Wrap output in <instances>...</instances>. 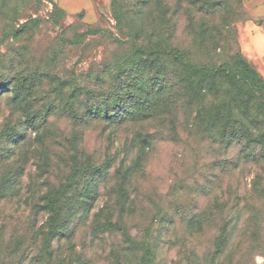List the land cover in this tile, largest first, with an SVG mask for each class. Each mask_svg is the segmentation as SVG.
<instances>
[{
    "label": "rangeland",
    "instance_id": "1",
    "mask_svg": "<svg viewBox=\"0 0 264 264\" xmlns=\"http://www.w3.org/2000/svg\"><path fill=\"white\" fill-rule=\"evenodd\" d=\"M133 2L124 0L128 8ZM240 2L243 17L233 25L238 49L264 80V0ZM112 6L113 0H27L19 4L21 11L17 22L9 25L7 40L0 37V79L18 74L17 78L42 79L45 84L49 76L56 84L43 85L37 96L53 99L57 95L60 107L71 103L76 87L101 90L114 98L120 81L117 75H126L121 65L133 44L127 37L133 34L117 26ZM33 20L38 24L33 25ZM82 34L83 44L75 38ZM152 82L150 78L142 82L143 99L138 89L134 93L136 107L143 109L138 101L148 100ZM103 83L107 89H101ZM173 85L164 97L156 95V101L169 104L182 96ZM147 114L137 112L138 119ZM25 118L8 97L0 98V134L5 128L23 131L0 165V183L10 180L13 185L1 206L7 214L1 219L7 225L4 238L23 236L25 227L19 223L30 220L42 192L57 189L71 175L72 156L76 155L79 163L86 159L92 166L111 160L93 207L108 209L110 216L114 212V221L122 216L120 226L126 233H113L107 240L93 235L84 223L76 228L72 242L63 244L62 257L75 263L74 254H83L90 264H105L115 248L111 244L119 242L125 250L120 258L123 264H178L177 256L189 252L194 253L193 264H264V205H253L247 183L259 171L255 166L243 164L231 170L227 179H233L232 184L239 181L240 186L228 193L221 187V151L204 137H189L182 124L173 135L166 120L109 127L105 122L80 125L65 115H55L44 142L37 144L28 139L34 134L24 129ZM148 137L151 146L142 154V138ZM32 144L37 145L35 150L30 149ZM236 153L226 158L235 160ZM237 202L240 213L233 208ZM193 218L198 219V229L192 225ZM36 220L43 222L44 214L39 212ZM224 225L229 227L228 245L222 255L213 257L214 239Z\"/></svg>",
    "mask_w": 264,
    "mask_h": 264
},
{
    "label": "trees",
    "instance_id": "2",
    "mask_svg": "<svg viewBox=\"0 0 264 264\" xmlns=\"http://www.w3.org/2000/svg\"><path fill=\"white\" fill-rule=\"evenodd\" d=\"M25 1L0 0L1 40H7L9 25L17 22L19 4ZM128 6L124 0H113L117 26H125L133 34L132 38L127 37L133 44L121 65L126 75L125 78L117 75L116 80L120 81L114 98L101 90L76 87L71 91V103L60 107L57 95L56 100L37 96L43 85L56 84L49 76L45 84L42 79L36 82L34 78H17L18 74L0 79V98L8 97V101L26 115L24 129L34 134L28 139L43 143L50 119L55 115H65L80 125L105 122L109 127L165 123L166 120L173 135L182 124L189 137H204L221 151L224 158L220 162V179L225 191L236 192L240 186L239 181L232 184L233 179H227L231 170L243 164L255 166L259 171L247 183L253 193V205H264V80L238 49L233 25L243 17L240 0H134ZM38 22L31 21L33 25ZM75 38L80 43L85 35ZM101 74L105 75L104 71ZM146 78L152 79L153 92L148 94V100L139 99L141 109L136 107L134 93L138 89L144 98L142 82ZM173 82V90L182 92V96H176L178 99H172L169 104L156 101V95L164 97ZM103 86L104 83L101 89H107ZM142 110L148 114L138 119L137 112ZM5 129L0 134V165L8 159L13 143L23 133ZM148 138H142V154L151 146V137ZM36 146L32 144L30 149L35 150ZM234 150L236 159L226 158L233 156ZM72 162V173L65 182L57 189L42 192L38 204L30 211V220L19 223L25 227L22 237H3L6 222L1 219L7 218V214L1 206L8 198L7 189L12 183L10 180L0 183V264H90L83 254H74L75 263L72 258L61 256L63 244L72 242L76 228L85 223L93 235L105 236L107 240L113 233L119 232L116 234L121 236L126 233L120 226L122 216L114 221V212L110 216L108 209L103 207L96 211L93 207L99 183L109 175L111 160L92 166L86 159L79 163L74 155ZM122 168L119 165V169ZM85 175L90 178L84 179ZM233 208L240 213L238 202ZM39 212L45 216L40 224L36 220ZM192 225L197 228L198 219L193 218ZM228 236L229 227L220 226L213 243V257L222 255ZM92 241H88L89 246ZM111 246L115 248L107 254L105 264H123L120 258L125 250L120 249L119 242ZM69 249L74 252L72 246ZM193 254L181 253L176 262L183 264L187 260L193 264Z\"/></svg>",
    "mask_w": 264,
    "mask_h": 264
}]
</instances>
